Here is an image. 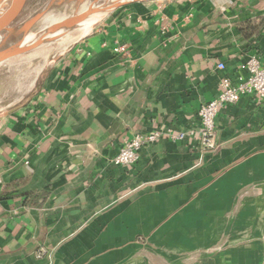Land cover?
Returning a JSON list of instances; mask_svg holds the SVG:
<instances>
[{"label":"crops","instance_id":"obj_1","mask_svg":"<svg viewBox=\"0 0 264 264\" xmlns=\"http://www.w3.org/2000/svg\"><path fill=\"white\" fill-rule=\"evenodd\" d=\"M251 56L264 0L134 2L55 55L0 111V264H264V98L225 105L217 150L200 144V107Z\"/></svg>","mask_w":264,"mask_h":264},{"label":"rangeland","instance_id":"obj_2","mask_svg":"<svg viewBox=\"0 0 264 264\" xmlns=\"http://www.w3.org/2000/svg\"><path fill=\"white\" fill-rule=\"evenodd\" d=\"M49 1L28 0L23 12L13 25V32L8 34L6 40L4 43H0V46L14 42L17 38V29L42 10ZM105 1L107 0H99L100 3ZM91 2L92 0H63L58 5H53L31 32L35 33L45 25L85 8ZM72 33L51 45L16 56L0 64V111L11 105L13 106L29 95L34 80L46 63L75 41L76 38L78 39L80 32L76 30ZM5 35L7 34H3V36Z\"/></svg>","mask_w":264,"mask_h":264},{"label":"built area","instance_id":"obj_3","mask_svg":"<svg viewBox=\"0 0 264 264\" xmlns=\"http://www.w3.org/2000/svg\"><path fill=\"white\" fill-rule=\"evenodd\" d=\"M119 51L127 53L125 46L118 48ZM218 69L224 71L226 66L223 62L218 63ZM247 77H240L238 81L226 73H223L219 81V93L216 98L203 104L199 110L201 119L200 144L202 151L214 152L218 148L216 136L217 126L216 118L220 110L227 104L237 103L245 94H254L264 98V66L257 56H251L247 62ZM160 131L151 133H138L132 138H127L118 154L113 157L112 162L115 165L128 166L137 162L140 149L151 144L162 137ZM174 139H183L185 133L171 135ZM48 254L46 247H41L37 251L38 257Z\"/></svg>","mask_w":264,"mask_h":264},{"label":"water","instance_id":"obj_4","mask_svg":"<svg viewBox=\"0 0 264 264\" xmlns=\"http://www.w3.org/2000/svg\"><path fill=\"white\" fill-rule=\"evenodd\" d=\"M27 1L28 0H0V35L7 34L5 35L4 41L8 34L13 32V25L23 12ZM62 1L63 0H50L42 10L37 12L17 29V38L14 42L5 46H0V64L16 56L55 43L74 32L80 22L87 17L97 19L96 23L91 28L92 30L100 21L111 15L117 9L144 0H107L102 3H100L99 0H92V2L85 8L54 21L52 26H58V31L55 33L51 35H42L41 31L45 29L46 25L39 31L32 33L31 31L33 27L48 13L50 8L53 5H58ZM48 28H50V26ZM29 36L33 37L29 38ZM8 113L10 112H1L0 117L5 116Z\"/></svg>","mask_w":264,"mask_h":264},{"label":"bare ground","instance_id":"obj_5","mask_svg":"<svg viewBox=\"0 0 264 264\" xmlns=\"http://www.w3.org/2000/svg\"><path fill=\"white\" fill-rule=\"evenodd\" d=\"M97 19L95 18H90L87 17L85 19H83L80 24L78 25V27L76 28L77 31L80 32V35L78 36V38L82 37L83 35H85L86 33H88L92 26L96 23ZM53 23V22H52ZM52 23H50L49 25H46L45 29H43L41 31V34L43 35H51L53 33H55L56 31H58V26H52ZM50 26V28H48ZM75 30V31H76ZM71 34V33H70ZM73 34V33H72ZM75 34V33H74ZM78 34V33H77ZM69 35V34H68ZM73 36V35H72ZM33 36H29V38H32ZM71 37V36H70ZM5 36L0 35V43L4 41ZM75 38V37H74ZM77 39V38H76ZM4 43V42H3ZM61 43V42H60ZM70 45V44H69Z\"/></svg>","mask_w":264,"mask_h":264}]
</instances>
